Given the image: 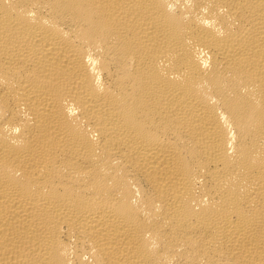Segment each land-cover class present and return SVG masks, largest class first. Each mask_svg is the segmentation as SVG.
Returning <instances> with one entry per match:
<instances>
[{
    "label": "bare ground",
    "instance_id": "6f19581e",
    "mask_svg": "<svg viewBox=\"0 0 264 264\" xmlns=\"http://www.w3.org/2000/svg\"><path fill=\"white\" fill-rule=\"evenodd\" d=\"M0 264H264V0H0Z\"/></svg>",
    "mask_w": 264,
    "mask_h": 264
}]
</instances>
